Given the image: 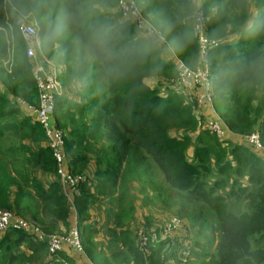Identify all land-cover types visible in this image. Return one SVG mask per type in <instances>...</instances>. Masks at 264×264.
<instances>
[{"label":"trees","instance_id":"16d2710c","mask_svg":"<svg viewBox=\"0 0 264 264\" xmlns=\"http://www.w3.org/2000/svg\"><path fill=\"white\" fill-rule=\"evenodd\" d=\"M96 1L110 7L119 2L0 0V26H13L15 42L11 74H5L0 59V82L14 99L0 94V210L13 212L47 235L65 234L58 223L66 224L69 210L57 163L35 113L24 115L18 105V101L34 108L39 105L33 62L27 58L26 42L16 25L19 12L31 13L39 27L42 52L57 67L62 85L79 80L85 95L82 103L59 97L52 119L64 138L65 171L83 180L70 199L78 211L88 258L95 264L108 263L93 240L98 229L87 224L89 207L104 199L118 207L116 215L131 218L135 213L132 186L136 185L139 191L150 189L163 209L172 213L170 217L185 219L191 232H197L191 238L193 256L201 247L198 232L216 225L212 264H264L263 153L255 151L246 138L247 144H243L232 143L229 133L224 141L209 137L210 133L199 134L206 116H198L195 100L173 82L177 64L164 62L130 21L115 25L113 19L101 17ZM135 1L179 60L197 69L200 51L194 16L202 9L192 0ZM226 2L209 28L206 16L211 39L239 32L236 42L230 38L210 52L214 105L223 104L219 116L231 133L245 137L257 131L264 144V0H252L257 8L253 14L248 12L247 0ZM88 31L94 34L92 41L87 39ZM149 79H158V84L150 86ZM255 82L258 93L252 89ZM166 85L169 92H162ZM18 118L20 125L16 126L12 121ZM78 122L81 124L75 128ZM9 131L20 140L5 142L3 138L11 136ZM22 139L34 144L46 141L47 147L33 151ZM95 146L101 157L93 162L89 153ZM39 169L55 177L48 188L29 174ZM150 201L146 198L145 204ZM161 222L149 216L143 219L147 228ZM34 229L0 230V264H36L41 257L48 262L59 257L67 260L65 252L51 255ZM111 234L113 242L123 244V249L112 253L119 264H163L159 255L165 243L144 256L129 230Z\"/></svg>","mask_w":264,"mask_h":264},{"label":"built area","instance_id":"2783aa9c","mask_svg":"<svg viewBox=\"0 0 264 264\" xmlns=\"http://www.w3.org/2000/svg\"><path fill=\"white\" fill-rule=\"evenodd\" d=\"M6 4L17 12L12 2L6 1ZM118 11L123 21H130L134 27L145 37L157 36L164 42L166 40L162 35L156 32L150 21L142 12L135 0H119ZM207 17L203 12H197L194 16V30L199 40L200 63L197 69H192L185 63L179 61L177 64V78L173 80L177 85L187 90H196L192 95L198 107L199 117L206 116V127L220 141L226 139L230 132L223 119L215 110L214 95L211 86V66L209 55L213 49L221 46V41L211 39L205 31ZM30 22V23H29ZM17 28L26 42L27 58L33 62V78L35 80L38 94L39 105L30 108L34 111L40 126L44 129L49 147L52 150L53 157L57 163L58 174L63 187L70 192L67 197L71 198V192L82 182V177L70 175L65 171L66 155L64 153V138L62 132L58 130L53 123L52 115L54 113L56 100L63 95V85L59 79L57 67L49 61L42 52V41L39 35V27L33 19L31 13H18ZM11 28L10 24H7ZM5 27L1 28L2 30ZM167 43V42H166ZM6 69L11 74L14 66L6 64ZM212 113V118L208 117L206 111ZM249 145L257 152L264 155V144L259 132L255 131L245 136ZM72 199V198H71ZM70 199V202L73 201ZM18 230L31 232L34 229L27 221L17 217L13 212L0 210V230ZM39 241L47 243L48 251L51 255H57L64 252L65 247L84 253L82 244V234L80 226H75L71 231L59 235H47L34 229ZM137 248L144 256H149L152 251L160 244L165 243L163 251L159 258L163 264H190L192 258V241L194 233L191 232L187 221L179 216H172L163 219L157 226L147 228L142 224L138 225L135 231Z\"/></svg>","mask_w":264,"mask_h":264},{"label":"crops","instance_id":"0c3cea01","mask_svg":"<svg viewBox=\"0 0 264 264\" xmlns=\"http://www.w3.org/2000/svg\"><path fill=\"white\" fill-rule=\"evenodd\" d=\"M194 3L195 1L192 0ZM250 5V4H249ZM257 9L250 8L248 6V12L250 14L256 13ZM120 20H117L118 25ZM146 39L153 44V46L159 51L161 55V59L164 62L176 64L177 63V54L173 49L168 45V43H164L157 36L146 37ZM231 43V42H230ZM54 64V63H52ZM65 67V64H63ZM62 66V67H63ZM82 84L79 80H73L70 85H63V95L65 98H68L71 102L82 103L85 99V95L83 94V89L81 88ZM0 94H6L9 99H13V97L8 93V91L3 87V84L0 82ZM14 100V99H13ZM18 105L21 107L24 115H32L33 110L30 106L26 105L22 101H18ZM208 117L212 118V113L209 110L206 111ZM35 115V114H34ZM20 118L17 120H13L12 122L16 125H20ZM81 122H78L75 126L77 128ZM11 136L5 137V142L10 140H20V137L14 134V132H7ZM13 136V137H12ZM227 138L233 143H246L245 137L236 135L234 133L229 132ZM94 141V140H93ZM22 142H26L30 145V148L35 150H40V148L47 147L46 141L37 142L38 144H34L35 142L22 139ZM247 144V143H246ZM7 147H5L6 150ZM259 154V153H258ZM90 158L94 162L98 157H101V152L99 151V146H95L92 153H89ZM32 177H36L39 179L43 187L48 188L53 182H55V177L51 173L43 172L42 170L38 171H30ZM57 178V177H56ZM58 180V179H57ZM59 182V180H58ZM62 193L64 194L67 204H68V218L66 220V224L63 222L58 223V229L60 232H69L75 226H78V211L75 207V204L70 202L67 198L69 191H67L61 183H59ZM133 192L135 195L133 196V204L135 207V213L131 218L122 219L118 213V207L111 206L108 201L102 199L101 201L91 205L88 209L87 215L88 219L87 224L94 225L98 231L94 234L93 240L97 245V252H99L104 259L108 260V263L104 262V264H119L113 259L112 253L117 249H123L122 242H113L111 232L116 231L119 232L123 230H129L132 236V240H135V231L138 225L143 223L144 216H149L154 219H167L171 216L172 213L167 212L163 209L162 205L155 199V195L153 192L148 189L146 191H139V187L136 185L132 186ZM151 200L149 203L145 204V199ZM63 257H66V261L64 258L59 257L55 260L47 261V257H41L36 264H93L87 254L78 252L72 249L69 246L65 247ZM30 254V252H28ZM95 264V263H94Z\"/></svg>","mask_w":264,"mask_h":264},{"label":"rangeland","instance_id":"374dc122","mask_svg":"<svg viewBox=\"0 0 264 264\" xmlns=\"http://www.w3.org/2000/svg\"><path fill=\"white\" fill-rule=\"evenodd\" d=\"M194 1H195V5H196L197 8H201L203 12L204 11L206 12V16L209 18L208 28L210 27L211 24L217 22V20H215L213 18L215 16H218L219 13H221L222 8L225 7L226 3H227L226 0H224V1H221V2H217L216 4H207L205 2V5H204L203 0H194ZM247 1L250 4L249 5L250 8H255V10L257 9L254 5H252V0H247ZM99 3H101V1H96L94 6L99 11V15L101 17H103L105 19H113L115 24H117V20H122V19H120L119 12H118V3L116 5V7H110L109 5H102L101 6V5H99ZM249 24H250V27L255 25V23H249ZM1 28H3V27L0 26V31H2V34L0 36V59L3 61L2 68L4 69L3 71L6 74V73L9 72L6 69V64L9 63V64L12 65V67L14 66L15 42H14V35H13V26H11V28L6 26V28L3 29V30ZM205 29H206L205 31H207V24H206ZM240 29L241 28H239V30ZM238 33L239 32H235V33L233 32L231 35H227V32H226V33L223 34L224 36L219 37V40L221 42H225V41H231L230 38H232L236 42V35ZM243 33H244V31H243ZM229 36H231V37H229ZM93 38H94L93 32L92 31H88V35H87L88 41H92ZM160 40L163 41L162 39H160ZM179 61H180L179 58H177V63L176 64H178ZM148 84L150 86L154 87L155 85L158 84V79L157 80L156 79H149L148 80ZM167 87H170V86L166 85V87L164 89H161V91L164 92L165 89H167ZM252 89H253V91H255V93L259 92L256 82L254 84H252ZM168 90H170V89H167L166 91L169 92ZM186 92H187V94H186L187 97L193 98L191 95L196 93V90H191L190 89V90H187ZM189 94H191V95H189ZM247 94H249V93H247ZM222 109H223V104H218L215 107V110H216L217 113H219V115H220V112H221ZM205 121H206V119H205ZM205 121L201 122L197 132L199 134L201 132L210 133L211 136H209V137H213V136L215 137V135H213V133H211L207 129ZM208 143H209V145H211L210 142H208ZM219 143H220V141H219ZM225 148H226V151H227V147H225ZM214 149H217V148H214ZM214 165H215L214 161H212L211 162V167H213ZM229 206H230L229 209H231V205H229ZM172 216H174V215H172ZM212 218H214V217H212ZM206 235H208V237H206ZM196 236H197V232L194 233V237H196ZM197 239H199V241L201 242V247H197V251L195 253V256H194V258H192L190 264H212L213 261H214L215 246H216V243H217L216 225H213L211 229H209L208 231H206L204 233H199L198 232Z\"/></svg>","mask_w":264,"mask_h":264}]
</instances>
